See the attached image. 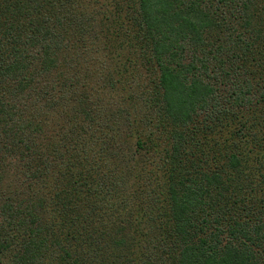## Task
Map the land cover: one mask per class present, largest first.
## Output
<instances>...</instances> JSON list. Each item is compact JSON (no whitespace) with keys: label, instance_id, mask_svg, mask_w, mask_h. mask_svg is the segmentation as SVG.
I'll list each match as a JSON object with an SVG mask.
<instances>
[{"label":"trees","instance_id":"16d2710c","mask_svg":"<svg viewBox=\"0 0 264 264\" xmlns=\"http://www.w3.org/2000/svg\"><path fill=\"white\" fill-rule=\"evenodd\" d=\"M99 1L0 0V264H264V0Z\"/></svg>","mask_w":264,"mask_h":264},{"label":"rangeland","instance_id":"374dc122","mask_svg":"<svg viewBox=\"0 0 264 264\" xmlns=\"http://www.w3.org/2000/svg\"><path fill=\"white\" fill-rule=\"evenodd\" d=\"M104 1H107V0H102V1H99V3L101 2V4H103L104 6H110L108 3H106V2H104ZM95 7V9H96V5H94L93 6V8ZM98 8H100V5H99V7ZM99 50H101V49H99ZM101 96H102V93H101ZM153 168V167H152ZM149 169H151V167H148L147 168V170H149ZM155 196H157L158 197V195H159V193L158 194H154ZM129 199H130V204H131V202H133V200H132V198H130V197H128ZM160 198V200H161V198H163V197H159ZM118 200V199H117Z\"/></svg>","mask_w":264,"mask_h":264}]
</instances>
